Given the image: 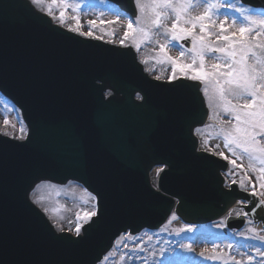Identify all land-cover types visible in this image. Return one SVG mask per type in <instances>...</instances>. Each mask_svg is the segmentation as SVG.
Returning a JSON list of instances; mask_svg holds the SVG:
<instances>
[{
  "label": "water",
  "instance_id": "obj_1",
  "mask_svg": "<svg viewBox=\"0 0 264 264\" xmlns=\"http://www.w3.org/2000/svg\"><path fill=\"white\" fill-rule=\"evenodd\" d=\"M111 1L137 15L134 0ZM101 49L52 26L27 0H0V91L29 127L23 143L0 136V264H98L121 233L159 229L174 209L184 223L205 225L252 199L224 188L225 161L197 151L193 132L208 117L199 82L151 81L130 51L97 67ZM95 72H105L101 86ZM107 89L115 94L106 101ZM155 166L167 167L159 192L150 185ZM69 180L99 201L100 219L83 238L55 234L29 203L41 181Z\"/></svg>",
  "mask_w": 264,
  "mask_h": 264
},
{
  "label": "snow or ice",
  "instance_id": "obj_2",
  "mask_svg": "<svg viewBox=\"0 0 264 264\" xmlns=\"http://www.w3.org/2000/svg\"><path fill=\"white\" fill-rule=\"evenodd\" d=\"M42 2L43 0H29L31 5H39ZM52 3H57V0H52ZM134 5L138 15H132L128 19L127 30L120 44L125 45V41L132 37L135 41L134 47L139 50L143 42L152 38L153 29H156L162 31L173 46L182 48L179 56L173 57L166 51L167 44H159L160 52L172 65L171 80H176L177 72H179L182 76L192 81H199L204 85V95L209 100L208 107L213 109L211 119L214 121L220 119L219 113L215 110L219 108L234 120V123L228 121L227 124L230 126L224 127L226 122L220 119L219 135L222 136L225 147L233 154H236L239 149L241 158L243 155L248 157V168L257 173L260 191H256L255 184H252L251 177L247 175L239 182L242 189L245 181L252 185V192L249 195L253 199H250L248 204H252L253 207L247 212L243 210L237 212L236 216L246 218L252 215L255 217L257 209L264 212V8L252 7L248 0L244 2L241 0H134ZM198 7H202L203 11L193 15V9ZM117 11L119 12V9ZM48 12L51 14V8ZM120 14L128 15V13ZM221 15L224 16L223 20L218 19ZM230 15L232 23L228 24ZM64 18L65 13L61 11L62 22ZM170 18L172 19L171 25L167 23ZM238 18L241 23L233 30ZM75 19L77 27L71 28L70 31L86 37L94 35L91 30L81 31L80 18L77 16ZM119 19L120 15H117L116 21ZM116 21H101V23H115ZM133 21L136 22L135 26ZM95 23V21H89V25H95ZM185 40L190 41L191 44L188 49L192 54L191 63L183 60L185 51L180 42ZM209 54L214 55L221 62L207 64L206 56ZM4 123L8 124L9 121L5 119ZM21 132L23 133V127ZM5 135L10 134L5 133ZM24 138L21 135L20 139ZM207 143L208 141L205 140V144ZM214 154L228 159L223 152ZM230 163L236 168L243 169L245 173L247 172L243 164L237 165L236 160H231ZM163 170V168L158 169L157 175ZM233 183L235 184L236 181L233 180ZM89 195L91 196V193ZM256 197L259 199L255 200ZM91 198L97 200L93 209L85 211L83 215L80 212L76 213L75 236L77 238H83L88 228L100 219L99 201L97 197ZM239 203L242 209L247 206L244 201H239ZM172 219H178L175 212L172 213ZM84 224H87V228ZM216 227L224 228L226 223L221 222ZM176 231L178 234L191 233L195 231V226L185 224ZM248 232L251 238L264 241V235H260L256 228H250ZM240 235L243 236L244 233ZM148 239L150 240L151 237L149 236ZM128 240L135 242L137 237L132 232L121 234L115 245L119 246L123 243V247L128 248ZM180 247L186 251H194L191 244H181ZM228 247L231 249V245ZM138 251H147V249L141 244H136L128 253L121 255L120 260L126 261L130 253ZM163 252L164 249H161V254ZM198 255L204 260L211 261L224 258L215 250L209 254L207 249L202 250ZM241 256H246V259L237 260L235 256H230L224 264H264V250L261 248L255 249V255L241 253ZM103 259L107 260L108 255H105Z\"/></svg>",
  "mask_w": 264,
  "mask_h": 264
},
{
  "label": "rangeland",
  "instance_id": "obj_3",
  "mask_svg": "<svg viewBox=\"0 0 264 264\" xmlns=\"http://www.w3.org/2000/svg\"><path fill=\"white\" fill-rule=\"evenodd\" d=\"M36 6L39 10L51 16L55 23L66 29L70 30L71 28L77 27L75 17L78 16L80 18L79 26L81 31L87 32L91 30L94 33L92 37L103 39L116 45L132 46L135 48V41L132 37H129L125 41V45L120 44V40L123 39L124 32L127 30L129 17L120 14V12L117 11V8L109 2L103 0H57V3L53 4L52 0H43L41 4ZM49 8H51V14L48 12ZM61 11H64L65 13L63 22L60 19ZM202 11L203 8L198 7L193 9L192 14L197 15ZM222 11L224 10L222 9ZM117 15H120L118 21H116ZM218 19L223 20L224 16L221 15ZM89 21H95L96 23L95 25H89ZM101 21L116 22L101 23ZM171 22L172 19L170 18L167 23L171 25ZM135 23L136 22L133 21L134 26ZM231 23L232 16L230 15L228 17V24ZM240 23L241 21L238 18L233 30L235 27H238ZM157 41H159V43H157ZM168 41L169 38L162 31L153 29L152 38L143 42L139 50L135 48L139 54V63L144 66L145 72H147L152 78L157 79V77H159L157 80L165 82L174 81L171 80L172 65L165 60L164 54L160 52L159 44H167L166 51L168 55L173 57H178L182 50L181 47L173 46V43ZM183 50L185 51L183 60L187 63H191L192 54L185 47H183ZM144 61H146V63ZM220 62L221 61L214 55L209 54L206 56L207 64ZM177 77L190 79L182 76L179 72H177ZM203 89L204 85L202 84L201 90L203 91ZM204 97L208 106V97L205 95ZM215 110L219 113V118L226 122L224 127L230 126L227 124L228 121L234 123L233 118L229 114L224 113L219 108H216ZM209 111L210 116L205 126L195 130V134L200 140L201 149L212 154L223 152L224 156L228 157L227 161L229 163L231 160H236L237 165L243 164L244 169H247L246 173L243 169L236 168L230 163V170L226 173L227 181L232 183L233 180H235L236 183L239 184L244 176L247 175L251 177L252 184H255L256 191H260L261 189L259 181L257 180V173L248 168V157L243 155L241 158V152L239 149H237L236 154H233L227 147H225L224 140L222 136L219 135V129L221 127L220 119L215 121L211 119L213 109L209 108ZM5 119L9 121L8 124L4 123ZM22 127L23 133L21 132ZM0 132L3 134H12L15 138H20L21 135L25 136L27 132L26 127L21 120L20 113L11 103L7 100L5 101L1 96ZM205 140L208 141L207 144H205ZM217 145L219 146L217 147ZM155 180L156 177H153V182H155ZM243 189L245 191H252V185L245 181ZM91 197L93 196H90L84 188L75 183H69L63 187L49 183H40L31 194L32 201L48 216L51 223L59 232L60 229H63L69 231L73 235H75L76 213L80 212L81 215H83L85 211H91L93 206L96 205V201ZM45 209H47V211H45ZM234 214L236 213L234 212ZM169 221H171V223L168 222L157 232H143L139 234V238H137L135 242L128 240V248H124L123 243L119 246L114 244L113 249L107 254L108 259H103L100 264H224V261L230 256H235L237 260L246 259V256H241V253L255 255V249L260 248L259 246H250L248 247L249 251L245 252L246 248L234 244L232 240L233 237L225 234V227H216L217 224L224 222L223 220L204 227L195 228V231L191 233L181 232L179 234L176 229L182 228L184 224H178L179 220H173L172 217ZM81 223H83V221H81ZM250 228L252 227H248L243 232L244 235H241V237L254 239L249 235L248 229ZM257 232L260 235H264L262 232ZM149 236L151 237L150 240L148 239ZM136 237H138V235ZM228 237L231 238V240L228 239ZM262 242L264 244V241ZM136 244L143 245V248L147 249V251L132 252L126 257V261H121L120 256L128 253ZM181 244H191L194 251H186L184 248L180 247ZM229 245H231V249H229ZM161 249H164L163 254H161ZM205 249L208 250L209 254H211L213 250H215L216 253L222 254L224 257L223 260H204L198 254ZM152 253H155V255H152Z\"/></svg>",
  "mask_w": 264,
  "mask_h": 264
},
{
  "label": "flooded vegetation",
  "instance_id": "obj_4",
  "mask_svg": "<svg viewBox=\"0 0 264 264\" xmlns=\"http://www.w3.org/2000/svg\"><path fill=\"white\" fill-rule=\"evenodd\" d=\"M240 211H241V209H238V210H237V212H240ZM249 224H251V223L249 222Z\"/></svg>",
  "mask_w": 264,
  "mask_h": 264
}]
</instances>
